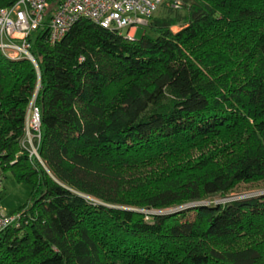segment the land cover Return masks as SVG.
<instances>
[{
    "label": "trees",
    "instance_id": "trees-1",
    "mask_svg": "<svg viewBox=\"0 0 264 264\" xmlns=\"http://www.w3.org/2000/svg\"><path fill=\"white\" fill-rule=\"evenodd\" d=\"M177 1L133 41L81 18L0 50V172L31 186L0 264H264V192L204 202L264 180V0Z\"/></svg>",
    "mask_w": 264,
    "mask_h": 264
},
{
    "label": "built area",
    "instance_id": "built-area-1",
    "mask_svg": "<svg viewBox=\"0 0 264 264\" xmlns=\"http://www.w3.org/2000/svg\"><path fill=\"white\" fill-rule=\"evenodd\" d=\"M164 0H60L50 12L51 0H17L13 5L0 7V50L10 58L30 53V37L45 24L47 39L58 42L79 19L86 18L99 26L117 31L133 41L138 27L146 26L148 18ZM172 6L178 7L173 0ZM49 13V14H47ZM39 136L37 110L31 113ZM29 119V117H28ZM27 119V121H28ZM31 153L36 154L35 149ZM3 175L0 172V190ZM22 211L7 212L0 205V232L17 225Z\"/></svg>",
    "mask_w": 264,
    "mask_h": 264
},
{
    "label": "rangeland",
    "instance_id": "rangeland-1",
    "mask_svg": "<svg viewBox=\"0 0 264 264\" xmlns=\"http://www.w3.org/2000/svg\"><path fill=\"white\" fill-rule=\"evenodd\" d=\"M161 10V7H158L157 10L154 12V15H157L159 11ZM179 28L178 25H173L172 30H177ZM143 34H151L149 29L146 26L138 27L135 31V38L140 39ZM29 115V114H28ZM38 139V132L36 130V127L34 125V122L32 121V116L30 114V117L26 124V134H25V141L28 143V147L30 150H34L35 146V138ZM246 138V135L241 138V145L244 143ZM215 149V148H214ZM231 151L230 149H225L220 154L214 155V162H221L223 160V154L225 152ZM199 152H194V156H197ZM34 157L38 158L37 154H34ZM2 197L0 199V205L3 207V209L7 212H12L18 207L24 205L30 195L31 192V186L26 182H18L14 178V176L10 172H5L2 179ZM264 192V180H252L247 182H240L238 183L233 191L225 193V194H214L213 196L207 197L204 202H225L229 199L236 198L238 196H244V195H250V194H257V193H263ZM195 203H182L173 205L170 207H166L163 209H136L139 210L145 214H151V213H157V212H169V211H175L177 209L193 205ZM160 210V211H159ZM242 236V237H241ZM239 239L237 240L236 245L239 246L245 245L246 242L251 243V239L247 235H241Z\"/></svg>",
    "mask_w": 264,
    "mask_h": 264
},
{
    "label": "crops",
    "instance_id": "crops-1",
    "mask_svg": "<svg viewBox=\"0 0 264 264\" xmlns=\"http://www.w3.org/2000/svg\"><path fill=\"white\" fill-rule=\"evenodd\" d=\"M2 189H3V187H2Z\"/></svg>",
    "mask_w": 264,
    "mask_h": 264
}]
</instances>
